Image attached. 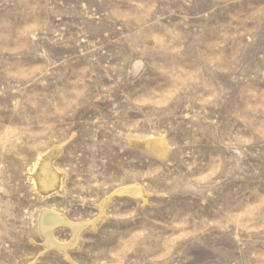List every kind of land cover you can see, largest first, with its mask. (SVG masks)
I'll use <instances>...</instances> for the list:
<instances>
[{"label":"rangeland","instance_id":"374dc122","mask_svg":"<svg viewBox=\"0 0 264 264\" xmlns=\"http://www.w3.org/2000/svg\"><path fill=\"white\" fill-rule=\"evenodd\" d=\"M0 264H264V0H0Z\"/></svg>","mask_w":264,"mask_h":264},{"label":"bare ground","instance_id":"6f19581e","mask_svg":"<svg viewBox=\"0 0 264 264\" xmlns=\"http://www.w3.org/2000/svg\"><path fill=\"white\" fill-rule=\"evenodd\" d=\"M145 149H147L149 151V153H152V154H150L152 156H153V154L158 155V156H160V155L163 156V154L165 153V147H164V144H163V141L162 140H155V139L147 140L146 143H145ZM41 174H42V182H41V185L42 186L48 187L50 185H53V182L56 180V178L53 177L54 174L52 173V170L47 171L46 169H43L41 171ZM131 189H133V187ZM127 191H128V189H127ZM124 192H126V190ZM134 193L135 194L138 193L136 191V189L133 190V191L130 190V191L127 192V194H131V195L134 194ZM120 194L121 193H119V195ZM139 194H141V193H139ZM47 195H48V193H47ZM66 223H67V221H66ZM61 225L62 226L65 225V221H64L63 218L59 217L58 215L53 214V213H50V212H45L42 215V217H41V232H43L44 234H46V236H45L46 238L45 239H46V245L47 246L59 248L61 250L60 247H63V246H60L59 247V246L55 245V242L53 240V235H52L53 230L56 229L57 227H60ZM71 228L72 229H70V230H72L73 236L77 237L76 235L78 234L79 230L82 227L79 229V227H77L75 225V226H71ZM74 239H77V238H74Z\"/></svg>","mask_w":264,"mask_h":264}]
</instances>
